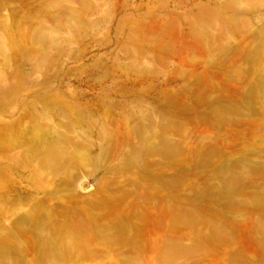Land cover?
Returning <instances> with one entry per match:
<instances>
[{
	"label": "rangeland",
	"instance_id": "374dc122",
	"mask_svg": "<svg viewBox=\"0 0 264 264\" xmlns=\"http://www.w3.org/2000/svg\"><path fill=\"white\" fill-rule=\"evenodd\" d=\"M0 264H264V0H0Z\"/></svg>",
	"mask_w": 264,
	"mask_h": 264
}]
</instances>
